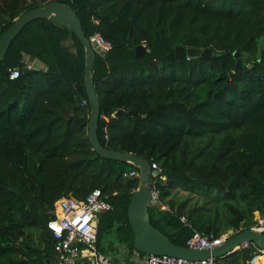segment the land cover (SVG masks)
Here are the masks:
<instances>
[{
    "label": "trees",
    "instance_id": "16d2710c",
    "mask_svg": "<svg viewBox=\"0 0 264 264\" xmlns=\"http://www.w3.org/2000/svg\"><path fill=\"white\" fill-rule=\"evenodd\" d=\"M51 1L76 13L87 38L99 32L111 44L91 70L100 144L160 165L161 205L175 186L210 199L208 208L149 206L152 225L183 246L193 230L249 228L264 212V0H0V40ZM176 47L216 56L179 58ZM84 67L81 42L49 18L26 24L0 60V264L51 263L54 203L95 188L111 205L99 214L98 243L112 234L134 250L127 207L139 178L128 174L138 168L92 150ZM258 254L249 246L215 264H256Z\"/></svg>",
    "mask_w": 264,
    "mask_h": 264
},
{
    "label": "water",
    "instance_id": "95a60500",
    "mask_svg": "<svg viewBox=\"0 0 264 264\" xmlns=\"http://www.w3.org/2000/svg\"><path fill=\"white\" fill-rule=\"evenodd\" d=\"M37 18H49L67 27L81 42L85 52L84 86L89 103L88 141L92 150L101 158L131 163L139 170V185L132 193L127 207V219L133 234V247L144 255H169L187 260H200L208 257L218 258L229 255L244 242L252 243L255 249L264 251V233L249 228L236 231L227 236L222 244L211 249L190 248L179 245L167 235L154 227L149 217V206H153L151 192L154 190L153 178L158 173L151 169L149 162L142 156L105 148L97 139V128L100 115L99 100L91 77L92 61L95 51L89 39L85 36L80 20L70 7L60 1H53L45 6L32 8L22 13L9 27L5 36L0 40V60L3 59L12 40L23 27ZM144 45L135 48L137 57L143 55ZM175 52V53H174ZM177 57L187 55L192 58L211 59L216 53L210 48L176 47L171 51ZM36 67V66H34ZM167 231L170 228H166Z\"/></svg>",
    "mask_w": 264,
    "mask_h": 264
},
{
    "label": "built area",
    "instance_id": "2783aa9c",
    "mask_svg": "<svg viewBox=\"0 0 264 264\" xmlns=\"http://www.w3.org/2000/svg\"><path fill=\"white\" fill-rule=\"evenodd\" d=\"M88 39L95 53L101 56L111 49V44L105 41L99 32H95ZM18 76L19 70L17 68L9 70L10 79ZM82 104L86 105L87 100L83 99ZM150 167L158 173V176L161 174L162 168L157 163H151ZM138 175L139 170L137 169L128 174L129 177ZM151 201L153 206L164 208L159 201V192L156 188L151 192ZM110 209V203L98 188L91 190L83 199L74 196H65L58 199L54 203L52 217L47 222L54 251V258L50 264H76L80 258L85 259L87 264H118L106 254L101 253L97 247L99 214ZM180 219L186 222L183 216ZM249 229L264 233V212H254ZM232 233L234 232L229 231V233L214 236L213 234H204L198 230H193L186 239L184 246L208 250L222 244L225 238ZM249 246L255 248L252 243L244 242L239 245L237 250ZM256 251L259 253L258 255H264V251L257 248ZM142 264H215V258L187 260L169 255H145Z\"/></svg>",
    "mask_w": 264,
    "mask_h": 264
},
{
    "label": "crops",
    "instance_id": "0c3cea01",
    "mask_svg": "<svg viewBox=\"0 0 264 264\" xmlns=\"http://www.w3.org/2000/svg\"><path fill=\"white\" fill-rule=\"evenodd\" d=\"M25 62L27 66H37L36 60L27 56L25 57ZM163 207L166 208V205H163ZM98 250L115 260L118 264H142L145 256H141L135 249L128 248L126 244L118 242L112 234L103 236L98 243ZM76 264H87V262L85 259L80 258Z\"/></svg>",
    "mask_w": 264,
    "mask_h": 264
},
{
    "label": "rangeland",
    "instance_id": "374dc122",
    "mask_svg": "<svg viewBox=\"0 0 264 264\" xmlns=\"http://www.w3.org/2000/svg\"><path fill=\"white\" fill-rule=\"evenodd\" d=\"M51 2H53V1H51ZM64 43L66 45H68V47H70L72 50L75 49V46H74L73 42L71 41V39H65ZM259 43L261 46L264 45V40H262L261 37L259 39ZM175 49L176 48H174L173 50L175 51ZM165 202H167V204L166 203L164 204V205H166V208H162V210H167L169 208L168 206L170 204H172L174 207H181L182 206L184 208L191 207L195 204H198V205L203 206V207L207 206V208L210 206V204H209L210 199L207 196H205L204 193L188 191V190H185L179 186H175L170 190V195L165 198ZM229 231H231V230H229ZM229 231L227 233H229ZM103 236H106V235H103ZM103 236H102V238H103ZM97 247H98V241H97ZM250 264H252V261Z\"/></svg>",
    "mask_w": 264,
    "mask_h": 264
},
{
    "label": "bare ground",
    "instance_id": "6f19581e",
    "mask_svg": "<svg viewBox=\"0 0 264 264\" xmlns=\"http://www.w3.org/2000/svg\"><path fill=\"white\" fill-rule=\"evenodd\" d=\"M256 264H264V255H258Z\"/></svg>",
    "mask_w": 264,
    "mask_h": 264
}]
</instances>
